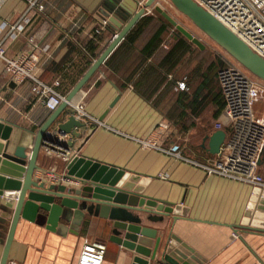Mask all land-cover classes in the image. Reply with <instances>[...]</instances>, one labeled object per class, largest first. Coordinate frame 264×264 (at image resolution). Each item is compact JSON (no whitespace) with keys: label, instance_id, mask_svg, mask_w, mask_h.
Listing matches in <instances>:
<instances>
[{"label":"crops","instance_id":"obj_1","mask_svg":"<svg viewBox=\"0 0 264 264\" xmlns=\"http://www.w3.org/2000/svg\"><path fill=\"white\" fill-rule=\"evenodd\" d=\"M44 1L45 10L26 25L17 39L7 42L8 54L16 56L21 50L35 47L45 82L54 84L63 80L65 84L76 85L119 31L110 21L113 13L108 14L106 8L109 0ZM118 2L132 9L127 0ZM25 8L26 0H0V38ZM106 19L108 25L97 34ZM153 30L154 27L145 29L133 45H123L125 37L77 94L76 100H82L91 114L115 131L94 128L86 136L75 138L74 148L80 154L126 169L127 181L143 188L144 194L174 204L181 218L177 221L166 218L165 235L173 233L182 239L202 264H264V190L209 175L191 162L143 147L125 136L149 135L165 119L172 123L173 132L160 139L164 145L178 143L185 156L211 163L217 154L209 151V139L204 141L205 136L219 129L227 133L230 129L229 123L226 126L220 120L224 111L215 114L218 100L211 89H221L218 78L214 86L207 85L206 93L199 94V99L204 97L209 102L203 110L207 100L194 102L200 105L197 116L184 104L186 100L181 99L182 104L177 102L185 91L177 88L179 82H185L186 87L190 85L189 93L202 85L201 72L214 58L203 64L200 56L193 64L189 59L197 49L204 55L206 45L203 49L191 45L192 51L181 58V63L169 68L162 58L164 49L176 38L175 28L165 35L158 50L147 53L142 49ZM92 39L98 43L96 57L86 49ZM85 65L88 68L80 76ZM52 111L46 101L33 94L29 81L16 82L0 60V120L13 127L10 152L18 146L30 151L38 129ZM255 113L264 117V100L256 104ZM37 163L43 169L54 167L59 173L66 172L61 159L50 158L43 151ZM259 171L264 175V161ZM36 177H41V171ZM10 222L11 218L6 220L0 234V261ZM111 223L109 219L86 214L78 221H60L51 230L46 225L21 219L8 263L77 264L86 242H100L107 246L103 264H131L133 251L109 239Z\"/></svg>","mask_w":264,"mask_h":264},{"label":"water","instance_id":"obj_2","mask_svg":"<svg viewBox=\"0 0 264 264\" xmlns=\"http://www.w3.org/2000/svg\"><path fill=\"white\" fill-rule=\"evenodd\" d=\"M127 1L132 9L125 8L118 0H109L106 8L108 14L113 13L110 21L119 31L70 90L66 100L40 126L30 151L25 146L9 151L13 127L0 120V234L6 220L11 218L0 264H8L11 245L21 219L55 230L60 221H78L86 214L111 220L109 239L133 251L131 264H202L182 239L173 233L165 235L166 218L174 221L181 218L174 204L144 194L143 188L127 181L126 169L79 153L72 155L65 163L67 175L77 184L48 183L35 177V172L42 169L37 161L44 141H54L50 128L81 137L82 133L77 128H83V123L71 113L69 102L149 8L154 7L195 45L205 48V44L192 31L156 5L157 0H146L142 6L137 0ZM170 1L238 63L264 81V57L235 32L194 0ZM226 135L224 130L219 129L205 136L204 141L209 139L212 154L219 153ZM74 145L72 140L64 143L66 150ZM263 161L264 152L260 164Z\"/></svg>","mask_w":264,"mask_h":264},{"label":"built area","instance_id":"obj_3","mask_svg":"<svg viewBox=\"0 0 264 264\" xmlns=\"http://www.w3.org/2000/svg\"><path fill=\"white\" fill-rule=\"evenodd\" d=\"M212 13L217 19L229 27L242 38L253 50L264 57V0H194ZM140 6L146 0H137ZM45 10L44 0H26V8L20 18L10 26L7 33L0 38V60L8 71L12 73L16 82L29 81L31 90L38 99H43L47 107L54 110L66 100L56 89L58 82L49 84L41 76L39 55L37 49H24L16 56H10L7 42L15 40L31 24L39 13ZM148 12H152L149 8ZM108 20L102 22L97 34L108 25ZM33 42V38L30 39ZM219 84L225 100V112L228 114L229 131L219 153L211 163H204L185 156L180 144L164 145L160 139L168 138L173 132L171 122L161 120L153 131L146 136L125 135L139 145L155 149L170 156L191 162L203 168L207 174H216L236 181L254 185L264 190V175L259 171L260 161L264 152V117L255 113V106L264 100V81L250 74L237 62L227 61L219 70ZM180 89H185V82L178 83ZM69 109L77 120L83 123L82 136H86L92 129L106 127L114 130L103 120L91 114L82 100L75 98L69 102ZM54 141H44L41 151L50 158H59L64 163L72 155L79 154V150L71 147L66 150L64 143L74 141L72 134L58 132L57 128H50ZM116 132H119L116 130ZM123 134V133H121ZM78 139V138H77ZM41 171V177L36 173ZM37 179L48 183L77 184L67 173H59L54 167L40 169L35 172ZM236 235V233H234ZM106 245L100 242H86L83 245L77 264H103ZM8 264H16L11 261Z\"/></svg>","mask_w":264,"mask_h":264},{"label":"trees","instance_id":"obj_4","mask_svg":"<svg viewBox=\"0 0 264 264\" xmlns=\"http://www.w3.org/2000/svg\"><path fill=\"white\" fill-rule=\"evenodd\" d=\"M153 27H154V30L153 32H151V35L149 39L146 41V43L144 44L142 50L146 51L147 53H152L158 50L164 41L165 35H167L172 29H174L175 26L172 23H170L156 9L152 13H146L145 15L142 16V18L132 27L130 32H128L123 42V45H128V44L133 45L137 40H139V38L142 36V33L145 29H150ZM173 37H176V38L173 39V43L169 48L164 49L165 54L162 58L163 60L162 62L168 64L169 68H174L178 65V63H181V60H182L181 58L184 57L186 54L190 53L191 45L195 46V44L191 40H189L183 33H181L176 28H175ZM97 48H98V43H96L94 39L90 40L89 43L86 45V49L92 55V57L97 56V53H96ZM234 62H237V61H234ZM226 64H227V60H225L221 56H215L214 60L211 63H208L206 70L201 72V75H202L201 84L202 85L198 86L196 90L191 91L190 93L188 92L190 85L189 87H185L184 89L185 91L181 93L182 98L179 96L177 98V102L182 104L181 99L186 100L187 103H184V104L188 105V108L191 109L192 113L197 116L199 112L203 110V108L209 103L208 99L204 97L199 99L200 98L199 94L206 93L207 85L214 84V82L218 78L219 70L222 67H224ZM87 68H88V65H85V67L80 72V76H82L86 72ZM196 68L197 67H195V69ZM193 74L194 72L192 73V76ZM218 81H219V78H218ZM57 82H58V86H56V89L59 92H61L63 95H67L70 89L75 85V82L70 83V84L63 83L64 82L63 80H59ZM188 84H190V82H188ZM177 88H179V85ZM211 90L212 92H214V98L218 100L217 110L215 114L219 115L221 112L225 110L224 96H223L221 89L220 90L218 89V91H214V89H211ZM195 101H199V102L206 101L200 111H199L200 105L199 104L194 105ZM106 252H107V246H106Z\"/></svg>","mask_w":264,"mask_h":264},{"label":"rangeland","instance_id":"obj_5","mask_svg":"<svg viewBox=\"0 0 264 264\" xmlns=\"http://www.w3.org/2000/svg\"><path fill=\"white\" fill-rule=\"evenodd\" d=\"M156 5L161 6L164 10L169 12L172 16H174L179 23L187 27L190 31L194 32V34H197V37L206 45L205 54L200 55L201 52L198 51V49L195 51V54L192 56L191 64L194 62H197L199 59V56L202 57L200 59V63H208L210 62L215 56H221L227 61H236L234 58H232L222 47H220L214 40H212L208 35H206L201 29H199L186 15L181 13L170 0H157ZM155 11V8H152V12ZM157 16V15H156ZM168 42H172V38H168ZM240 66H242L240 63H238ZM243 69H245L242 66ZM246 70V69H245ZM247 71V70H246ZM220 120L223 121V123L227 126L229 123L228 120V114L227 112H223L222 116L220 117Z\"/></svg>","mask_w":264,"mask_h":264}]
</instances>
